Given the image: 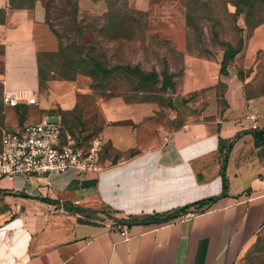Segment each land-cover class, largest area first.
Instances as JSON below:
<instances>
[{
  "label": "crops",
  "instance_id": "0c3cea01",
  "mask_svg": "<svg viewBox=\"0 0 264 264\" xmlns=\"http://www.w3.org/2000/svg\"><path fill=\"white\" fill-rule=\"evenodd\" d=\"M17 1L0 0V84L4 93L37 96L27 106H39L38 116L26 123L60 120L89 89L80 79H50L43 90L42 64L60 51V40L41 13ZM251 80L233 76L215 121L178 125L173 115L167 126L154 125L148 105L100 99L101 139L130 154L100 156L101 170L84 175L0 177V264H240L264 227V145L253 136L264 130V94L247 92ZM201 201L190 210L196 216L162 221ZM78 207L150 223L129 227L125 239L71 213Z\"/></svg>",
  "mask_w": 264,
  "mask_h": 264
},
{
  "label": "rangeland",
  "instance_id": "374dc122",
  "mask_svg": "<svg viewBox=\"0 0 264 264\" xmlns=\"http://www.w3.org/2000/svg\"><path fill=\"white\" fill-rule=\"evenodd\" d=\"M16 4L41 13L59 37L60 51L42 64L44 76L55 81L80 79L81 86L89 89L77 96L74 109L61 112L60 119L64 131L84 151L100 142V156L118 160L130 154L101 139L104 125L96 104L100 99L122 97L148 105L154 125L163 121L167 126L173 115L178 125L218 120L227 83L235 75L252 79L249 94H264V0H18ZM47 88L46 84L43 90ZM3 94L0 84V146L2 131L35 124L26 121L37 118L39 107L6 106ZM150 139L155 141L153 133ZM100 217L117 218L106 210ZM240 264H264V227Z\"/></svg>",
  "mask_w": 264,
  "mask_h": 264
},
{
  "label": "built area",
  "instance_id": "2783aa9c",
  "mask_svg": "<svg viewBox=\"0 0 264 264\" xmlns=\"http://www.w3.org/2000/svg\"><path fill=\"white\" fill-rule=\"evenodd\" d=\"M3 103L9 107L21 104L37 105V96L28 91H8L3 95ZM257 124L252 130H257ZM101 143L96 142L84 151L76 139L64 131L61 121L50 123L48 120L25 125L13 131H2L0 151V177H41L75 171L79 175L101 170ZM78 214V213H76ZM189 211L181 218L184 220L196 216ZM97 223H105L116 229L125 239L130 238L128 226L106 220L86 218Z\"/></svg>",
  "mask_w": 264,
  "mask_h": 264
},
{
  "label": "trees",
  "instance_id": "16d2710c",
  "mask_svg": "<svg viewBox=\"0 0 264 264\" xmlns=\"http://www.w3.org/2000/svg\"><path fill=\"white\" fill-rule=\"evenodd\" d=\"M53 31V30H52ZM54 32V31H53ZM55 33V32H54ZM56 34V33H55ZM57 35V34H56ZM58 36V35H57ZM59 38V37H58ZM40 80L42 82V85L43 87L46 85V82L48 81L47 77L44 76V74L42 73V70L40 71ZM253 136L255 138V143H256V146H261V145H264V130L263 131H253ZM239 136L236 137V139L238 138ZM223 149H224V146H223ZM232 149V144H230L228 146V149H227V154L229 153V151ZM226 158L227 156L225 157L224 159V163H223V168H222V176H223V180H224V194H226L227 192V189H228V180L226 178V172H225V169H226V164H227V161H226ZM205 202L204 201H201V202H198V203H195L194 205H190V206H187L185 208L184 211H182L181 209H177V210H174L172 211L171 213L167 214L166 216H164V219L162 220L163 222H168V221H171V220H174V219H177V218H180L182 216H184L186 213H188L192 207L194 206H201L203 205ZM74 209H77V208H74ZM73 209V210H74ZM151 221H155V220H158V217L155 216V217H151L150 218Z\"/></svg>",
  "mask_w": 264,
  "mask_h": 264
},
{
  "label": "water",
  "instance_id": "95a60500",
  "mask_svg": "<svg viewBox=\"0 0 264 264\" xmlns=\"http://www.w3.org/2000/svg\"><path fill=\"white\" fill-rule=\"evenodd\" d=\"M64 206H66V204H64ZM186 207H182L181 210L184 211ZM71 213H78L86 218H93V219H99L101 222H104L106 220L109 221H113L115 224L117 225H121V226H135V225H141V224H149L150 221H135V220H129V219H117V218H102L100 217V213L101 211L99 210H94V209H86V208H82V207H78L75 210H72Z\"/></svg>",
  "mask_w": 264,
  "mask_h": 264
}]
</instances>
